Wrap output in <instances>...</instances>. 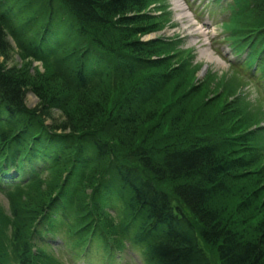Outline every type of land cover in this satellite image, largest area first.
I'll return each instance as SVG.
<instances>
[{
  "label": "trees",
  "instance_id": "16d2710c",
  "mask_svg": "<svg viewBox=\"0 0 264 264\" xmlns=\"http://www.w3.org/2000/svg\"><path fill=\"white\" fill-rule=\"evenodd\" d=\"M150 4L0 0V114L14 109L9 101L19 103L28 90L38 97L33 114L39 113L36 121L23 119L19 112L0 120V168L13 166L23 172L21 164L38 159L52 166L46 175L57 178L42 196V206L32 210V231L26 234L17 222L12 226L11 244L20 242L13 251L16 264L51 262L50 256L34 249V242L43 237L40 228L55 236L62 218L69 222L65 242L85 256L96 245L105 258H116L113 248L122 252L129 244L141 264H264V187L257 189L261 200L253 202L256 195L244 184L255 157L233 158L229 146L237 139L228 137L232 134L188 133L185 126L190 122L182 128L173 124L177 134L171 137L143 133L144 122L152 123L159 114L153 107L144 120L143 108L170 84L172 72L185 66L177 61L165 79L153 75L137 83L143 72L164 68L177 57L159 40L141 41L156 31V20L146 11ZM248 4L239 20L252 12L264 19V0ZM261 29L240 35L249 42L259 35L264 42ZM13 52L22 59L20 67L8 66ZM31 62L48 65L51 79L29 74L26 66ZM115 76L132 89L118 93V100H112L115 89L103 87ZM53 108L63 112L62 121L51 117ZM40 116L50 122L44 124ZM2 122L7 133L1 131ZM27 135L30 141L17 146ZM256 177L259 184L263 170ZM74 179L80 181L75 190ZM20 190L15 187V192ZM233 197H240L246 207L234 208ZM254 206L259 217L247 227ZM12 213L17 220L16 209Z\"/></svg>",
  "mask_w": 264,
  "mask_h": 264
},
{
  "label": "rangeland",
  "instance_id": "374dc122",
  "mask_svg": "<svg viewBox=\"0 0 264 264\" xmlns=\"http://www.w3.org/2000/svg\"><path fill=\"white\" fill-rule=\"evenodd\" d=\"M149 1H152V5L146 11L150 16H154L156 20V31L142 36L141 41L161 40L165 44L164 47L170 48L177 54V57L166 63L164 68L143 72L140 78H137V83H142L144 78L147 77L153 78V75H156L154 78L165 79L166 77L164 76L172 71L170 66L177 61H180L185 66L176 74L172 72L174 78L170 84L165 83L162 92L152 101V104L150 103L143 108L145 112L143 115L144 120L148 111L153 107L159 110L158 116L152 123L144 122L145 124L142 126L143 133L153 134L158 138L171 137L177 134L174 132L175 127L182 128L190 122V126H185V130L188 133L192 130L202 131L209 133L210 137L214 131L222 132L223 136L232 134L228 137L237 139L229 146L234 152L233 158L242 157L244 160H248L251 157H255L254 159H256L255 164L249 169L250 171L247 174L249 178L244 180V184L249 186V190H253L250 191L254 193L252 195H256L253 202L260 201L263 194L258 192L257 189L264 187V96L260 93L255 81L247 79V76L252 79L253 67H249L248 70L240 67V61L243 58L242 56L235 57L226 43L223 42V38L218 36L221 33L220 26L211 27L210 21H206V18L202 23L197 22L192 26L189 18L186 17L187 14L181 11L180 5L186 7V9L189 6L187 12L191 11L194 13V11L201 9L199 7L200 0ZM187 1L190 4L187 5ZM248 1L250 0H240V3L244 6H249L247 5ZM191 12L189 15H192ZM212 13L216 18L227 15L226 11L219 8L211 9ZM182 17L184 18L181 19ZM199 17L201 18L202 16L200 15ZM205 17L207 16L205 15ZM245 17L232 25L237 34L246 35L264 27V19L261 16L252 12L251 14H246ZM257 40L259 43L262 41L260 39ZM10 46L16 52L17 48L14 42L11 41ZM15 52L12 53L8 66L16 64L20 67L23 62L16 55L17 52ZM209 59L213 62H210ZM26 67L30 68L29 74H41L45 77L43 78L44 80H50L53 76L52 69L41 62H31ZM109 79L110 81L108 83L105 82L106 84L103 83L102 86L104 84L103 87L110 85V90L115 89L116 93L114 92V98L112 94V100H118V93L126 95V92L132 90L122 84L116 76L115 79L111 77ZM263 79V77L259 78L260 81ZM112 80H117V83L112 82ZM97 88L104 90L101 86H97ZM127 88L128 90H126ZM24 98L28 109L33 110L36 108L38 97L32 90L25 92ZM50 114L58 122L62 121L60 116L62 112L60 110L53 108ZM35 115L38 116L39 113L36 112ZM39 119L46 125L50 122H45V118L42 116ZM22 124H25L24 128L29 127L25 121ZM173 124L176 126L172 129ZM1 131L6 132L5 128H2ZM61 135L58 133L59 137H62ZM62 141H64V137H62ZM262 170L263 178L258 184L256 172H261ZM48 176L50 174H45L40 179L41 183L38 182L33 185H27L23 180L18 185L19 189L22 190L18 192L13 191L14 187L10 186L8 193H6L9 195L0 193V253L4 257V264H16L15 262L13 263L15 258L13 251L20 242L11 244L10 238L13 237L12 226H15V222H17L20 230H23L26 234L32 231V225L29 224L30 218L34 214L32 210L35 209L34 211H37V207L42 206V196L47 194L48 190L57 181V178H54L55 176H52V178ZM45 177L48 178L45 179ZM79 182V179H74V190ZM163 188L165 189V187ZM165 191L167 190L165 189ZM75 193L74 191L71 192L72 195H75ZM77 195L79 196L80 194ZM232 195L234 196V194ZM10 196H12L11 199ZM221 203L222 206L229 204L227 199H224ZM238 205H242L240 197L239 199L234 198V208L238 207ZM245 207V205H242L241 208ZM14 209H16V214L19 215L17 220L12 213ZM255 212L254 206L251 216L246 219L247 227L259 217V213L256 212L255 214ZM234 220H237V217ZM238 220L241 221L242 219L239 218ZM112 223H116L114 218H112ZM39 231H42V228ZM115 231L116 229H114ZM58 236H63V230L58 233ZM51 245L52 248H48L43 245L41 239L37 238L34 249L38 248L51 257V262L47 261V264H71L69 262V252L71 250L57 248L58 245H61L58 239L52 242ZM122 256V264H134L129 261L128 258L130 257L127 251H124ZM43 263L44 260L41 264ZM213 263L217 264L216 262ZM78 264L82 263L78 262Z\"/></svg>",
  "mask_w": 264,
  "mask_h": 264
},
{
  "label": "bare ground",
  "instance_id": "6f19581e",
  "mask_svg": "<svg viewBox=\"0 0 264 264\" xmlns=\"http://www.w3.org/2000/svg\"><path fill=\"white\" fill-rule=\"evenodd\" d=\"M12 40L10 39V42H11ZM11 59V58H10ZM9 59V60H10ZM209 61L210 62H213L211 59H209ZM32 76H34V74H31ZM2 98H3V100H5V101H9L7 98H5V96H2ZM11 104H14L15 106H11ZM9 106H11V107H13L14 109H11V110H7L6 111V115H5V113H4V115L3 114H0V120H2V121H6V117H9V116H11L13 113H16V112H19L20 113V115L22 116V118L23 119H25V120H35L36 121V115L35 114H33V112H35V110L33 109V110H30V109H28L26 106H27V103L25 102V98H22V99H20L19 100V103L17 102V103H15V102H10L9 101V104H8ZM62 112V111H61ZM63 112H62V114L60 115L61 116V119L63 118ZM3 124H5L4 122H2V124L1 125H3ZM24 141V140H23ZM22 141V142H23Z\"/></svg>",
  "mask_w": 264,
  "mask_h": 264
}]
</instances>
